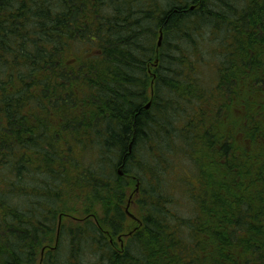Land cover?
Here are the masks:
<instances>
[{"label":"trees","instance_id":"trees-1","mask_svg":"<svg viewBox=\"0 0 264 264\" xmlns=\"http://www.w3.org/2000/svg\"><path fill=\"white\" fill-rule=\"evenodd\" d=\"M0 264H264V0H0Z\"/></svg>","mask_w":264,"mask_h":264},{"label":"water","instance_id":"water-1","mask_svg":"<svg viewBox=\"0 0 264 264\" xmlns=\"http://www.w3.org/2000/svg\"><path fill=\"white\" fill-rule=\"evenodd\" d=\"M161 40H162V33H161V31H160V33H159V37H158V41H157V45H158V46L161 45ZM149 106H150V102H148V103L145 105V108H148ZM118 174H119V175H122V174H123L121 168H118ZM59 219H60V218H59Z\"/></svg>","mask_w":264,"mask_h":264},{"label":"rangeland","instance_id":"rangeland-1","mask_svg":"<svg viewBox=\"0 0 264 264\" xmlns=\"http://www.w3.org/2000/svg\"><path fill=\"white\" fill-rule=\"evenodd\" d=\"M183 212H186V215H188V211L187 210H184ZM52 246H53V243H52ZM44 250V249H43ZM42 251V249L40 250V252ZM88 259V258H87Z\"/></svg>","mask_w":264,"mask_h":264},{"label":"flooded vegetation","instance_id":"flooded-vegetation-1","mask_svg":"<svg viewBox=\"0 0 264 264\" xmlns=\"http://www.w3.org/2000/svg\"><path fill=\"white\" fill-rule=\"evenodd\" d=\"M121 245H122V243H121Z\"/></svg>","mask_w":264,"mask_h":264}]
</instances>
